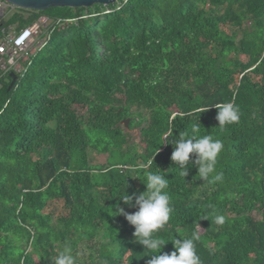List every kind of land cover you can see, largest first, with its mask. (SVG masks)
<instances>
[{
  "label": "trees",
  "instance_id": "trees-1",
  "mask_svg": "<svg viewBox=\"0 0 264 264\" xmlns=\"http://www.w3.org/2000/svg\"><path fill=\"white\" fill-rule=\"evenodd\" d=\"M41 16L53 24L46 45L23 73L0 70V264H53L66 241L76 264H147L115 207L138 210L118 196L127 183L129 194L146 190L149 160L169 179L162 253L195 230L202 264H264V0L19 7L0 29ZM225 102L240 119L220 128L212 106ZM126 119L142 132L141 152L115 142ZM196 124L223 142L210 174L220 181L205 182L195 167L181 177L173 165L169 143Z\"/></svg>",
  "mask_w": 264,
  "mask_h": 264
},
{
  "label": "clouds",
  "instance_id": "clouds-1",
  "mask_svg": "<svg viewBox=\"0 0 264 264\" xmlns=\"http://www.w3.org/2000/svg\"><path fill=\"white\" fill-rule=\"evenodd\" d=\"M212 107L218 109L216 119L220 128L235 124L240 119L239 110L232 102L218 103ZM170 135L171 133L164 136V143ZM175 137L170 143L169 140L167 142L173 146L171 160L179 169L181 177L186 178L189 175V167H195L197 175L205 182L212 183L222 179V173H216L210 179V174L214 173L217 158L223 149V142L220 139H214L210 134L199 135L198 124L192 126L191 134L179 132ZM193 154L195 160L191 159ZM152 163L153 161L149 160L147 164L141 165L143 178L140 179L146 185L145 191L129 194L127 183L126 194L118 196L125 205L138 210L128 213L117 205L115 212L117 215H124L130 225L135 227L133 233L135 241L143 245L149 253L146 255L150 257L147 264H202L195 247L200 239V233L195 230L188 238L170 240L175 250L170 254L162 253L166 243L157 233L169 222L172 212L170 195L167 191L169 179L159 172L150 170ZM128 171L135 173L136 168H130ZM128 177L133 178L132 175ZM215 223L223 225L225 217L217 215ZM51 260L53 264H76L71 243L66 241L59 250L54 249Z\"/></svg>",
  "mask_w": 264,
  "mask_h": 264
},
{
  "label": "built area",
  "instance_id": "built-area-1",
  "mask_svg": "<svg viewBox=\"0 0 264 264\" xmlns=\"http://www.w3.org/2000/svg\"><path fill=\"white\" fill-rule=\"evenodd\" d=\"M18 8L5 0H0V18L8 19L17 12ZM68 21L65 20V22ZM52 25L49 17L41 16L30 26L20 30L15 26H10L8 29L2 27L0 29V70L23 73L25 63L31 61L37 50L46 45ZM43 34L45 36L41 37Z\"/></svg>",
  "mask_w": 264,
  "mask_h": 264
},
{
  "label": "water",
  "instance_id": "water-1",
  "mask_svg": "<svg viewBox=\"0 0 264 264\" xmlns=\"http://www.w3.org/2000/svg\"><path fill=\"white\" fill-rule=\"evenodd\" d=\"M17 7L29 10H46L51 7H88L94 4L108 5L118 0H5ZM12 81L11 87L14 84ZM130 119L124 121L125 127L129 126Z\"/></svg>",
  "mask_w": 264,
  "mask_h": 264
},
{
  "label": "rangeland",
  "instance_id": "rangeland-1",
  "mask_svg": "<svg viewBox=\"0 0 264 264\" xmlns=\"http://www.w3.org/2000/svg\"><path fill=\"white\" fill-rule=\"evenodd\" d=\"M39 41L40 40H38V42ZM125 132H126V135L124 136V138H122L121 140H116L115 142L117 144H120V143L124 144L125 142H131L136 148V150H138L139 152L143 151L145 144L141 141L142 132H140V129L136 127L133 129H129V126H128L126 127ZM96 157L98 158V161L101 163H104L107 160V155H98V156L96 155ZM101 222L102 221L100 220V223ZM103 227L99 231L100 232L99 239L102 242L106 241V236H107L106 231Z\"/></svg>",
  "mask_w": 264,
  "mask_h": 264
}]
</instances>
